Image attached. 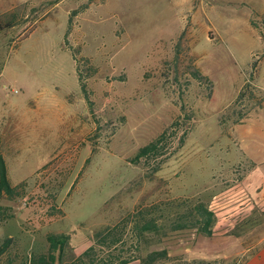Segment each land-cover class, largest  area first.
<instances>
[{
    "label": "rangeland",
    "instance_id": "obj_1",
    "mask_svg": "<svg viewBox=\"0 0 264 264\" xmlns=\"http://www.w3.org/2000/svg\"><path fill=\"white\" fill-rule=\"evenodd\" d=\"M1 16L0 152L23 184L0 196L11 258L46 253L49 234L69 238V258L136 209L167 224L227 195L225 166L245 192L261 182L264 165L245 174L264 159V0H0ZM164 131L161 155L133 160ZM263 227L250 216L240 236ZM128 231L132 261L166 249L165 264L242 262L212 257L231 255L234 232L135 244Z\"/></svg>",
    "mask_w": 264,
    "mask_h": 264
},
{
    "label": "trees",
    "instance_id": "obj_2",
    "mask_svg": "<svg viewBox=\"0 0 264 264\" xmlns=\"http://www.w3.org/2000/svg\"><path fill=\"white\" fill-rule=\"evenodd\" d=\"M75 13V12H74ZM73 13V14H74ZM72 14V15H73ZM5 16V15H4ZM13 17V16H11ZM0 17V32L12 26V19L5 20ZM257 63L253 64L255 69ZM192 77L197 80L204 79L197 71H192ZM166 132L140 147L133 160H148L161 155L164 148ZM23 184L13 186L8 178L6 162L0 153V196L11 200L18 197L19 189ZM155 206L150 208L136 209L129 212L122 220L112 226H106L90 236L89 246L76 254L68 256V237L65 235L49 234L46 236L47 252L32 253L26 258H11L10 248L14 242L13 237L7 236L0 241V264H130L139 261L138 264H165L170 259L166 249L153 250L146 253L145 257L130 260L124 257L123 247L126 245L123 229H128V235L135 244L142 240L155 239L161 241L170 232H179L194 229L205 237L213 235L215 215L208 206L198 201L191 206H185L171 221L160 223L158 218L151 212ZM7 258L4 259V256ZM172 264H217V261L204 259L186 261L179 257ZM169 262L168 264H170ZM229 264H237L233 261Z\"/></svg>",
    "mask_w": 264,
    "mask_h": 264
},
{
    "label": "crops",
    "instance_id": "obj_3",
    "mask_svg": "<svg viewBox=\"0 0 264 264\" xmlns=\"http://www.w3.org/2000/svg\"><path fill=\"white\" fill-rule=\"evenodd\" d=\"M244 123L236 125L237 128L242 127ZM262 151L263 150L260 149L258 153H262ZM257 161L258 160L251 161L250 165L248 166V171L245 174L246 176L264 165V159H262L261 162ZM233 165H231V167H233ZM227 167L228 166H225L224 170L222 171V177L224 179L230 180L235 179V182L230 184V192L227 195L223 194L221 196H215V201L212 203L210 202L207 206L209 210H211L215 215V223L212 229L214 236H217L218 233L222 236L228 232H234L237 235L235 234L223 237L225 239L230 238L232 241H234V249L230 256L226 254L220 255V253L214 252L212 253V257L221 256L222 259L231 258L232 260L234 258H239L242 261L241 264H264V227L257 230V232L263 233L253 243L243 241V237L240 236V233L243 232L245 224L247 223L250 216H262L264 218V166L261 170V182L259 184L251 185V188L248 189L249 191L247 192H245V190L240 186H234L242 177L241 174L238 173L236 179L232 175V169ZM226 175H228L227 178ZM234 187H236V190ZM201 258L205 259L206 257Z\"/></svg>",
    "mask_w": 264,
    "mask_h": 264
}]
</instances>
